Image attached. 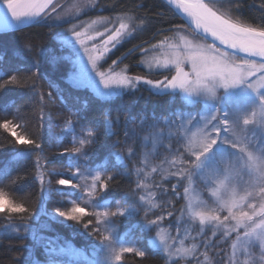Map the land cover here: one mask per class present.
I'll use <instances>...</instances> for the list:
<instances>
[{
    "label": "trees",
    "instance_id": "obj_1",
    "mask_svg": "<svg viewBox=\"0 0 264 264\" xmlns=\"http://www.w3.org/2000/svg\"><path fill=\"white\" fill-rule=\"evenodd\" d=\"M207 3L215 4L220 13L235 22L264 28V0H210ZM97 4L102 13L134 15L145 25L141 33L137 29L119 49L140 43L156 44L173 36L174 30L192 32L201 38L165 0H98ZM76 20L42 15L29 26L0 33V83L10 80L11 76H17L19 81L0 88V120L7 118L19 124L16 129L19 135L35 139L41 145L35 149L30 144L17 143L11 132L0 129V192L6 200L28 209L26 213L0 212V264H54L57 260L61 264H96L102 253L100 240L82 227L87 216L81 221H70L55 212L57 208L65 210L58 206L60 202H54L55 194L62 192L55 181L66 179L55 170H67L70 156L67 152L60 153L63 148L54 145L49 133L47 93L52 85L59 86L74 100L78 108L77 123L97 131L96 143L88 150L92 164L102 171L115 169L121 173L111 188L102 192L104 200L116 201L124 209L123 215L113 216L120 232L134 238L138 231L145 232L151 225L139 197L128 195L130 191L135 192L138 183L135 159L123 143L117 147L114 142L124 141V132L133 121L141 132L146 123L171 116L176 106L181 105L180 96L173 92L159 93L144 82L110 97H101L87 87L72 84L68 75L73 63L63 54L58 37ZM141 59V49L130 55L126 64L130 74L145 72ZM33 74L40 77L37 86L46 97L43 103L39 102L31 82L25 83L23 79ZM113 132L116 135H110ZM61 194L72 198L71 191L64 190ZM173 205L177 214L186 210L181 196ZM154 244L148 240L141 246V251L146 253L144 257L134 252L123 254L121 263L168 264L163 250Z\"/></svg>",
    "mask_w": 264,
    "mask_h": 264
},
{
    "label": "rangeland",
    "instance_id": "obj_2",
    "mask_svg": "<svg viewBox=\"0 0 264 264\" xmlns=\"http://www.w3.org/2000/svg\"><path fill=\"white\" fill-rule=\"evenodd\" d=\"M61 2H63V5L60 4ZM64 2L65 0H56L54 3L64 6ZM97 2L98 0H67L65 3L67 7L61 13L62 15L70 12L75 13V18H78V20L73 24L77 25V30L82 33V38L85 41L83 46L69 31L72 25L66 27L58 38L61 42L60 48H62L63 54L69 57L73 63V69L68 75V80L76 86L91 89L101 97H110L134 87L132 84L105 87L97 75V70L104 72L106 77L126 76L134 78L139 76L141 81L136 82V85L144 82L151 86L152 84L143 80L165 81L166 78L169 79L175 73L176 67L170 61L175 59L177 52L186 49V41L201 45L208 43L192 34V32L174 30L173 36L170 38H164L156 44L145 45L140 62L145 72L130 74L127 65H115L106 61L108 51L103 52V43H101L109 35L105 31V27L108 29L119 28L121 23L125 24L127 27L122 30V36L119 38L121 40L132 38L137 29V32L141 33L145 25L134 15L102 13V9L100 10ZM57 11L60 12L59 8ZM91 12L95 13L89 15ZM93 21L96 23H93ZM88 36H92L93 39L89 40ZM94 45L95 47H93ZM85 47L89 49L88 53L84 51ZM89 54L96 58L97 69H94L89 61ZM181 66L191 72L189 62H184ZM152 88L158 89L157 87ZM50 92L53 93L48 102L50 136L57 148L62 149L58 145L70 147L73 136L79 135L80 129L88 128H83L76 122L73 129L64 131L66 115L74 113L76 114L75 119H77L78 108L74 105L72 97L59 86L52 85ZM175 93L180 96L181 105L176 106L171 116L146 123L141 132L136 129L135 142H128L135 153L133 157L138 182L143 185V188L139 191L136 187L135 196H138L139 199L140 196L144 197V200H141V205L143 209H147L149 220L157 223L149 225L145 232L138 231V234L134 235L137 238L134 236V238H131V236H124L120 232L113 216L107 217L105 220L100 218L102 233L110 238V242L100 240L102 253L96 264H122L121 260H115V254L119 253L120 247H132L141 251V246L146 245L148 240L153 244L155 243L154 245L162 250L164 247L162 241L169 245L174 244L171 249L172 255L167 257L168 264L177 260L179 264H246V262L247 264H264V258H261L259 249L249 248L250 255H242L241 241L236 238L237 230L232 227L235 225V221L224 222L223 216L228 214L227 211H216L218 207L224 204L225 200L231 199L233 193L239 199L240 196L245 194V189L251 190L248 187V182L257 183L256 174L241 179V168L222 164V162L234 158L236 153L229 145L219 142L207 154L200 168L195 169L188 163L189 160L195 162L194 157L190 155V150L200 146V135L198 134L193 139L192 133L198 132V130H203L204 133L210 132L211 125L206 126V120L217 112L220 114L227 113L242 124L243 118L254 110L257 114L256 124L250 127L248 136L253 142L256 140L264 142V120H262L264 109L258 105L259 95H264V90L258 93L245 84H240L228 89L218 88L215 97L208 96L204 91L189 93L181 88ZM188 120H192L193 124L197 126H190L187 123ZM153 123L163 128L161 135L157 136L155 134L151 127ZM242 136V133H237L235 138L242 139ZM146 137L151 138L146 139ZM190 140L193 142L189 143ZM169 145H171V148H169ZM68 154L70 156L69 168L67 170L57 169L55 173L83 186L84 191H81L78 187L60 185L59 189L62 192L64 190L71 191L72 198L63 196L62 192L59 191L54 196V199L56 198L54 202H60L61 205L58 206L64 207L65 211L69 210L73 203H80L82 207H86L88 213L92 211H115L118 203L104 200L102 193L97 197L87 196L91 184L90 176L102 171L92 164L88 150L83 154ZM182 160L184 161L183 165L181 164ZM172 161L176 163L172 164ZM233 164H235V161H233ZM81 166L84 173L78 178L73 175L71 170L74 171L75 168ZM221 167H225L227 170L223 174L211 176L219 172ZM177 168H186L188 171L176 174ZM153 169L157 171H153ZM225 175L229 177V180L225 181V185L228 186L227 192L220 184ZM185 188L188 189L186 195ZM213 192L216 194L213 195ZM179 196L186 203V210L182 214H177L173 205L175 199ZM85 200H87V205L84 203ZM198 202H203L202 206L194 209L193 205ZM241 203L243 202L241 201ZM233 210L236 211L237 209ZM196 211L215 214L220 216L221 219L219 221L205 220L201 223L199 217L195 215ZM169 212L173 215L169 216ZM161 217L163 219H160ZM240 231L242 232V230ZM231 233L233 234L232 237ZM206 243L207 247H205ZM119 254L122 257L125 253ZM54 264L61 263L57 260Z\"/></svg>",
    "mask_w": 264,
    "mask_h": 264
},
{
    "label": "snow or ice",
    "instance_id": "obj_3",
    "mask_svg": "<svg viewBox=\"0 0 264 264\" xmlns=\"http://www.w3.org/2000/svg\"><path fill=\"white\" fill-rule=\"evenodd\" d=\"M170 3H175L178 8L190 18L191 24L195 26V30H202L204 36L210 34L214 41H219L220 45L224 48L218 47L215 43L206 44H193L191 41H186V49H182L177 52L175 59L170 62L176 67V74L171 76L170 79L165 81L154 82L151 79H144L143 81L152 84L157 88H181L189 93H198L204 91L208 96L215 97L217 95L218 88H232L240 84H245L253 91L260 92L264 90V28L254 27L243 23H238L219 12L215 4L205 3L204 0H169ZM6 5V11L11 14L14 19L21 17H30L44 14L50 18L61 19L71 18L75 19V13L70 12L62 15L64 8L67 5L61 6L58 3H54V0H4ZM264 6V5H262ZM60 9V12L57 9ZM55 14V16H53ZM93 23H96L93 21ZM82 27V25H81ZM126 25L121 23L119 28L113 27L108 29L105 27V31L109 33L107 39L103 41V52L109 51V45L115 48L120 43V37L122 36V30L126 29ZM190 27V26H189ZM69 31L76 37V40L80 45H84L85 41L82 38V33L77 30V25L73 24ZM101 35L100 33H97ZM92 40V36L87 37ZM95 47V45L93 46ZM86 53L89 52L87 47L84 48ZM237 53H244V56H239ZM89 61L92 63L94 69H97L96 58L89 54ZM184 62L191 64V72H186L181 67ZM116 63L115 60L112 61ZM97 75L100 77L105 87L111 85L128 86L132 84L136 86V82L141 81V77L137 76L129 78L126 76H105L104 72L97 70ZM25 83L31 82L33 89L37 91L39 96V102L43 103L46 99L45 95L39 90L37 81L40 77L37 74L23 78ZM19 83L17 76H11L10 80L0 83V88L6 87L8 84ZM53 93H47V98L50 99ZM264 109V95H259V104ZM74 113H68L64 121V131L73 129L77 122ZM256 112L252 110L242 120V124L236 119L230 117L227 113L220 114L215 113L209 119L206 120V126L211 125V131L204 133L203 130L193 132L192 137L195 139L197 135H200L199 148H193L190 150V155L194 157V163L189 160L188 163L193 168L198 169L201 167L207 154L213 149V147L219 142L229 145L234 149L236 155L231 160H226L222 164H227L230 167L241 168L240 178L251 177L256 174L257 183L252 184L248 182V187L251 190L245 189V194L236 198L235 193L232 194L230 200H225L221 207L216 209L217 212L227 211V215L223 216L224 222L235 221V225L232 227L237 230L236 238L241 241L242 255L248 256L249 248L259 249L261 258H264V142H253L248 136L250 127L256 124ZM41 122H43V113L40 116ZM264 120V115H262ZM215 121V123H213ZM187 123L196 127L192 120H188ZM20 127L19 124L14 123L12 120L3 118L0 120V129L6 132H11L15 138V141L20 144H30L35 149H40L41 145L35 139L29 140L24 136L19 135L16 129ZM157 136L163 133V128L160 125L153 123L151 125ZM237 133H242V139H236ZM110 135H116V133H110ZM97 131L95 129H80L79 135L73 136L71 146L58 145L63 148L64 152L70 154H83L89 150L96 143ZM151 137H146L149 139ZM136 140V124L131 122V126L124 132V141L117 140L114 143L117 147L122 143L127 148L129 155H134L131 144L129 141L135 142ZM193 141L190 140L189 143ZM243 145V146H242ZM171 148V145H169ZM123 151V149H121ZM119 158V157H118ZM235 161V164H233ZM172 161V164H175ZM184 161H181L183 165ZM39 166V161H37ZM227 169L221 167V170L211 176L217 174H223ZM73 175L78 178L83 175L84 170L81 167H77L73 170ZM153 171H157L153 169ZM186 168H177L176 174L187 172ZM121 173L118 170L113 171H100L92 174L91 184L89 185L88 197H97L102 192L111 188L114 181ZM181 178H183L181 176ZM229 180L227 175L220 181L221 186L225 188V192L228 190V186L225 185V181ZM42 191L43 176L40 177ZM56 184L65 187H78L81 191H84L83 186L75 183L73 180L59 178L55 181ZM52 181H49V185ZM162 187V186H158ZM143 185L137 183V191L141 190ZM185 195L188 189H184ZM216 193L213 192V195ZM129 196L135 197L136 192L130 191ZM140 200H144L143 196H140ZM241 201L243 203H241ZM87 205V200H85ZM203 202H198L193 205V208L201 207ZM233 209H237L234 211ZM8 211L11 213H26L28 209L22 204H16L5 199V194L0 192V212ZM58 217H63L70 221H81L83 217L88 216L86 222L82 223V227L89 231V234L97 237L102 242H110V238L104 236L102 233L100 218L105 220L110 216H118L124 214V209L119 207L115 211L98 212L92 211L88 213L86 207H82L80 203H73V206L69 210H55ZM169 216L173 213L169 212ZM195 215L199 217L201 223L205 220L219 221L221 218L215 214H208L203 211H196ZM160 219H163L161 217ZM150 224H156V221H149ZM242 230V232L240 231ZM254 237V239H253ZM164 245L163 251L167 257L172 255L171 249L174 244L169 245L162 241ZM207 243L205 247H207ZM235 247V246H234ZM114 250V249H113ZM134 252L135 255L144 257L146 253L144 251L136 250L132 247H120L119 253ZM115 254V260L120 261L121 255ZM171 264H179V261H171ZM247 264V262H246Z\"/></svg>",
    "mask_w": 264,
    "mask_h": 264
},
{
    "label": "water",
    "instance_id": "obj_4",
    "mask_svg": "<svg viewBox=\"0 0 264 264\" xmlns=\"http://www.w3.org/2000/svg\"><path fill=\"white\" fill-rule=\"evenodd\" d=\"M56 0H54L55 2ZM168 4H170L174 10L177 12V14L183 19V21L190 26L191 29H193L196 33H198L200 36H203L202 30H195V26L191 24L190 18L183 12L182 9L178 8L175 3H170L169 0H165ZM210 0H204L205 3ZM3 3H0V5H3ZM44 14H40L37 16H30V17H21L19 19H14L10 13L6 11V5L4 7H0V33L1 32H7V31H13L17 30L26 26H29L33 23H35L37 20L40 19V17ZM205 39L210 41L211 43H215L218 47L224 48L223 45H220L219 41H214L210 34L204 36ZM239 56H244V53H237ZM184 71L188 72L187 69H185L183 66H181ZM176 74V71L173 75ZM172 75V76H173ZM171 78V77H170ZM169 78V79H170ZM180 88H158L157 91L159 93H175Z\"/></svg>",
    "mask_w": 264,
    "mask_h": 264
},
{
    "label": "flooded vegetation",
    "instance_id": "obj_5",
    "mask_svg": "<svg viewBox=\"0 0 264 264\" xmlns=\"http://www.w3.org/2000/svg\"><path fill=\"white\" fill-rule=\"evenodd\" d=\"M128 39L123 38L120 40V43L116 45L115 48H112V46H109V51H108V57L107 60L108 62H112L113 60L116 61L115 65H119V64H123L126 65L127 62L130 59V55L136 51L141 49V53L143 54L142 50L145 46H143L144 43H140V44H136L132 47H126L123 49H119L121 47V45L126 42ZM104 41V40H103ZM103 41H101V43H103Z\"/></svg>",
    "mask_w": 264,
    "mask_h": 264
}]
</instances>
